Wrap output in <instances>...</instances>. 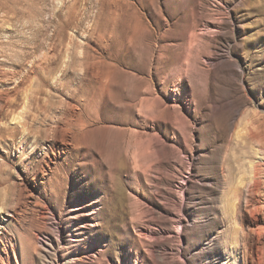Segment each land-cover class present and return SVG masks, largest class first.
<instances>
[{
    "label": "rangeland",
    "instance_id": "374dc122",
    "mask_svg": "<svg viewBox=\"0 0 264 264\" xmlns=\"http://www.w3.org/2000/svg\"><path fill=\"white\" fill-rule=\"evenodd\" d=\"M263 129L264 0H0V264H264Z\"/></svg>",
    "mask_w": 264,
    "mask_h": 264
},
{
    "label": "bare ground",
    "instance_id": "6f19581e",
    "mask_svg": "<svg viewBox=\"0 0 264 264\" xmlns=\"http://www.w3.org/2000/svg\"><path fill=\"white\" fill-rule=\"evenodd\" d=\"M253 130H254V129H253ZM263 130H264V129H263ZM259 132H260V131H259ZM259 132H257V133H259ZM250 137H251L252 140H254V142H255V141H257V142H261V141H262V142L264 143V135L261 136V135H257V134H256V135L251 134ZM261 146H262V145H261ZM263 147H264V145H263ZM263 147H262L261 150H264ZM261 152H262V151H261ZM1 234H2V233L0 232V235H1ZM262 238H263V237H262ZM260 239H261V238H260ZM263 239H264V238H263Z\"/></svg>",
    "mask_w": 264,
    "mask_h": 264
}]
</instances>
